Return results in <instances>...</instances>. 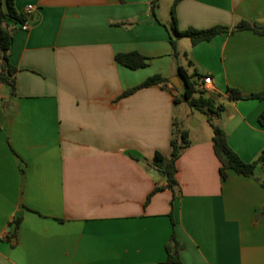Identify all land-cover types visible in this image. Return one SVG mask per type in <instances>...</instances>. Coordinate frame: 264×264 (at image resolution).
<instances>
[{
    "label": "crops",
    "instance_id": "obj_1",
    "mask_svg": "<svg viewBox=\"0 0 264 264\" xmlns=\"http://www.w3.org/2000/svg\"><path fill=\"white\" fill-rule=\"evenodd\" d=\"M154 1L15 0L19 13L35 11L28 31L13 27L16 94L0 84V264H264V101L228 92L264 90V33L180 39L175 58V0ZM176 18L179 31L264 28V0H181ZM129 53L148 67L116 61ZM179 66L212 79L215 124L244 163H258L252 176L223 178L213 131L197 122L176 163L177 195L153 169L178 123ZM156 75L167 86L122 97Z\"/></svg>",
    "mask_w": 264,
    "mask_h": 264
},
{
    "label": "trees",
    "instance_id": "obj_2",
    "mask_svg": "<svg viewBox=\"0 0 264 264\" xmlns=\"http://www.w3.org/2000/svg\"><path fill=\"white\" fill-rule=\"evenodd\" d=\"M181 0H175L174 4L170 10L171 16V29L174 36L171 37V46L173 50V56L175 58L179 57L178 51V40L189 39L193 46H196L203 42H210L217 36L234 33L235 31L241 30H253L258 33H264V28H257L252 26L247 22H242L235 29L229 31L227 28L217 27L209 30H195L189 29L186 31H179L177 26L176 18V7ZM158 0L154 1V6H156ZM6 12L0 11V84H6L9 86L11 96L16 94V86L14 76L17 69L14 68L9 59L10 47L13 41L14 26H23L28 18L24 13H19L15 7V0H6ZM116 61L133 71L144 69L148 67L149 59L143 57L139 53H129V54H118L116 56ZM178 76L182 80L184 92L181 98H175V104L180 102H185L189 107L201 111L205 114H209L208 124L213 131V149L214 153L219 160L220 174L223 178L227 176V171L232 170L236 173L243 174L245 176H252L258 163L246 164L239 156L230 148L228 143V138L225 131L214 123V118H220L221 112L223 110V105L220 104L209 92H203L197 90L198 82L195 78L198 76L196 74L189 76L187 72L179 66ZM199 78V77H198ZM169 81L160 75L153 76L147 79L140 86L126 91L122 97H127L138 90L151 88L155 86L165 87ZM229 99L233 102L242 100H258L264 101V90L260 93L244 95L237 89L228 88ZM198 94V97H195ZM259 125L264 128V111L260 114L258 118ZM175 122L173 125L172 138L170 141V153L169 156H164L157 152L155 154L152 167L157 172H161L164 175L167 186L166 188L171 190L174 195L179 192V184L177 182V160L181 157L183 152L190 146V141L188 140L187 131H179ZM259 161L264 166V150L262 151ZM164 187L157 186L152 194L149 196L148 201L151 197L162 191ZM171 260L176 261V259L171 257Z\"/></svg>",
    "mask_w": 264,
    "mask_h": 264
},
{
    "label": "rangeland",
    "instance_id": "obj_3",
    "mask_svg": "<svg viewBox=\"0 0 264 264\" xmlns=\"http://www.w3.org/2000/svg\"><path fill=\"white\" fill-rule=\"evenodd\" d=\"M183 92H184V88L177 90L179 98L182 97ZM195 97L197 98L198 94H195ZM220 101L223 102V100ZM176 116L178 117L177 127L179 131H187L189 134V131L193 129L192 127L194 122L201 124L199 127L194 128L197 129V132L201 133L204 130L207 129L210 130V126L208 124L209 114H205L201 111L193 109L189 107L185 102H180L177 104ZM218 119L219 118H214V123L217 122ZM191 139L192 137L188 136V140L190 141Z\"/></svg>",
    "mask_w": 264,
    "mask_h": 264
},
{
    "label": "built area",
    "instance_id": "obj_4",
    "mask_svg": "<svg viewBox=\"0 0 264 264\" xmlns=\"http://www.w3.org/2000/svg\"><path fill=\"white\" fill-rule=\"evenodd\" d=\"M35 11L34 6H27L25 9V15H31V13ZM30 26V22L27 21L21 28L23 31H28ZM212 86V79L210 77H205L202 79L200 83L197 85V90L198 91H203V92H209Z\"/></svg>",
    "mask_w": 264,
    "mask_h": 264
},
{
    "label": "water",
    "instance_id": "obj_5",
    "mask_svg": "<svg viewBox=\"0 0 264 264\" xmlns=\"http://www.w3.org/2000/svg\"><path fill=\"white\" fill-rule=\"evenodd\" d=\"M212 96H213V95H212ZM213 97L215 98V96H213ZM216 98H217V96H216ZM222 115H223V112H222ZM154 175H155V176H158V173L155 172ZM159 175H160V176H164L163 173H161V172H159Z\"/></svg>",
    "mask_w": 264,
    "mask_h": 264
}]
</instances>
